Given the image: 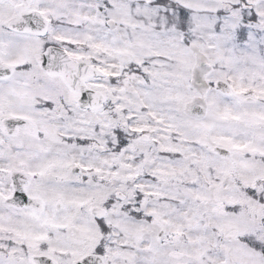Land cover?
Returning a JSON list of instances; mask_svg holds the SVG:
<instances>
[{
  "label": "snow or ice",
  "instance_id": "6c2138e0",
  "mask_svg": "<svg viewBox=\"0 0 264 264\" xmlns=\"http://www.w3.org/2000/svg\"><path fill=\"white\" fill-rule=\"evenodd\" d=\"M0 264H264V0H0Z\"/></svg>",
  "mask_w": 264,
  "mask_h": 264
}]
</instances>
